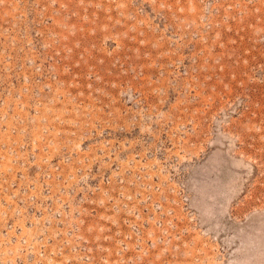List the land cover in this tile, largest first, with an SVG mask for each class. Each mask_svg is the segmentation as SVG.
Returning <instances> with one entry per match:
<instances>
[{"label":"rangeland","instance_id":"374dc122","mask_svg":"<svg viewBox=\"0 0 264 264\" xmlns=\"http://www.w3.org/2000/svg\"><path fill=\"white\" fill-rule=\"evenodd\" d=\"M0 96L98 181L102 264H264V0H0Z\"/></svg>","mask_w":264,"mask_h":264},{"label":"built area","instance_id":"2783aa9c","mask_svg":"<svg viewBox=\"0 0 264 264\" xmlns=\"http://www.w3.org/2000/svg\"><path fill=\"white\" fill-rule=\"evenodd\" d=\"M0 99L4 103V98ZM31 121L25 115L7 135L0 131V159H8L7 164L0 161V264L106 263L104 246L100 244L92 255L94 244L79 241L81 236L74 230L80 225L66 226L64 221L69 208L96 192L98 181L70 185V178L61 177L63 164L70 159L63 152L65 146L59 153L48 127L42 125L34 133L28 126ZM79 146L85 149L88 144ZM150 205V210L156 211L162 203L158 199ZM166 211L170 215L172 210Z\"/></svg>","mask_w":264,"mask_h":264}]
</instances>
